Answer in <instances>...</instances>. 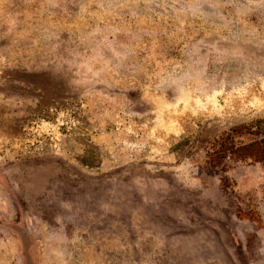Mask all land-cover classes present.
<instances>
[{
    "label": "rangeland",
    "instance_id": "obj_1",
    "mask_svg": "<svg viewBox=\"0 0 264 264\" xmlns=\"http://www.w3.org/2000/svg\"><path fill=\"white\" fill-rule=\"evenodd\" d=\"M263 117L264 0H0V264H264L263 167L175 150Z\"/></svg>",
    "mask_w": 264,
    "mask_h": 264
},
{
    "label": "trees",
    "instance_id": "obj_2",
    "mask_svg": "<svg viewBox=\"0 0 264 264\" xmlns=\"http://www.w3.org/2000/svg\"><path fill=\"white\" fill-rule=\"evenodd\" d=\"M241 137H244L242 140ZM206 150V162L224 171L230 163L260 164L264 169V117L237 125L211 138L202 130L175 145L179 156L191 157Z\"/></svg>",
    "mask_w": 264,
    "mask_h": 264
}]
</instances>
